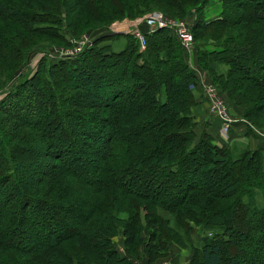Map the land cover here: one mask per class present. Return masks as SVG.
<instances>
[{
    "label": "trees",
    "instance_id": "obj_1",
    "mask_svg": "<svg viewBox=\"0 0 264 264\" xmlns=\"http://www.w3.org/2000/svg\"><path fill=\"white\" fill-rule=\"evenodd\" d=\"M208 1L0 0V264H156L173 243L191 251L189 264H264V148L235 156L197 134L199 81L173 32L146 35L143 49L108 32L159 6L191 20L198 67L242 108L246 135L264 134V62L252 72L241 54L246 40L264 49V0H220L207 20ZM84 34L93 42L82 54L41 58L4 83L35 56L39 37L65 47ZM37 157L41 169L24 174Z\"/></svg>",
    "mask_w": 264,
    "mask_h": 264
},
{
    "label": "built area",
    "instance_id": "obj_2",
    "mask_svg": "<svg viewBox=\"0 0 264 264\" xmlns=\"http://www.w3.org/2000/svg\"><path fill=\"white\" fill-rule=\"evenodd\" d=\"M144 28V30L142 29ZM165 29L173 32L186 54L190 53L194 39L191 33V20L171 18L163 15L161 12H152L143 17L140 22L116 21L113 22L108 30L110 34L129 35L135 39L139 49H143L146 45V35L152 34L157 30ZM93 38L88 35H82L78 39H69V45L56 48L51 52H43L36 55L34 65L43 57H51V60L70 59L82 54L92 45ZM204 98L207 102L209 113L220 121V135L224 141L230 139L231 127L238 120L232 118L221 94L212 83L203 85ZM119 251V250H118ZM121 251V249H120ZM158 264H171L168 260H163Z\"/></svg>",
    "mask_w": 264,
    "mask_h": 264
},
{
    "label": "rangeland",
    "instance_id": "obj_3",
    "mask_svg": "<svg viewBox=\"0 0 264 264\" xmlns=\"http://www.w3.org/2000/svg\"><path fill=\"white\" fill-rule=\"evenodd\" d=\"M230 6L231 7H234L235 6V2L234 3H231L230 4ZM166 8V7H165ZM164 8V6H159V8H156L157 10H166ZM157 10H155V12H158ZM221 12V1L220 0H209L208 1V6L206 7V9L204 10V17L208 20V19H213V18H215V17H217V13L219 14ZM257 12V10L256 9H253L252 7L251 8H247V9H245V11H244V15H243V17H246V19H249V18H251V17H254V14ZM143 19V17L141 18V19H139V20H136V22H140L141 20ZM192 20H194L193 18H192ZM123 21H126L127 23H129V22H133V21H135V20H128V19H123ZM112 24V23H111ZM111 24L109 25V26H111ZM110 28V27H109ZM84 35H86V34H84ZM124 36H126L125 34H123ZM39 40H43V42L40 44V45H38V47H37V52H36V54H35V56L33 55V57L31 58V60H29V61H27L25 64H23L20 68H19V70L18 71H16L15 72V74H14V76L13 77H11L10 78V80H7V82L5 81L4 83H6V85L8 86V85H10L11 83H13V82H15L21 75H26V74H28V73H30V72H32V71H35V69H36V66H37V64H38V61L40 60H38L37 61V63L34 65L33 63L35 62L34 61V59L36 58V55H38V54H41L42 52L44 53V54H46V52H51V51H53L54 49H56V48H60V46L59 45H51V44H47V43H52V40L51 39H47V37H39ZM125 41V39L124 38H116V40L115 41H112V48L114 49V50H116V51H118L117 49H118V46H117V44H116V42H119V44H122V42H124ZM198 40L196 39L195 40V42H194V44H193V48H192V50H191V52L190 53H188V54H191V53H197V46H198ZM212 43H209L208 45H206L205 47H206V49L207 50H209V48H212V45H211ZM244 48H245V50L241 53V54H247V56H249V62L251 63V69H252V72L254 71H256V66H255V64L257 63V62H264V49L263 50H259L258 52H253L252 50H250V47H249V44H248V40H246V41H244ZM205 47H204V49H205ZM43 58H47V59H49V60H51L50 58L51 57H43ZM42 58V59H43ZM41 59V60H42ZM93 60L91 61V63H90V65H89V63H87V66L89 67V66H91V70H92V72H94V66H93ZM255 66V67H254ZM216 67H217V65H216ZM216 67H214L213 69H215L216 70ZM219 68H221V67H219ZM251 69H250V71H251ZM90 70V71H91ZM217 71V70H216ZM217 72H219V71H217ZM221 72V71H220ZM86 76V75H85ZM207 76H209L208 75V73H207ZM87 77V76H86ZM23 80H25V79H22V81ZM90 81H91V77H87L85 80H83V81H81V85L82 84H84L85 85V87L88 89V86H89V84H90ZM3 83V84H4ZM0 92H1V90H0ZM221 94V97L223 98V100H224V103H225V105H226V108H227V110H228V113H229V115L232 117V118H234V119H236V120H238V121H242V123H244L245 124V126H246V129H247V125H248V123L245 121V120H243V118H242V113H243V110H242V108H240V107H238V106H236L234 103H232V102H229L228 100H227V98L225 97V95L224 94H222V93H220ZM258 101H264V96L261 98V100L259 99ZM233 107L235 110H241V113L240 114H238V115H232L231 113H230V111H229V107ZM207 110H208V113H209V109H208V107H207ZM260 113L261 114H258L259 116H258V120H259V122H261V123H263V121H264V106L262 107V109H261V111H260ZM210 114V113H209ZM211 115V114H210ZM211 116H213V115H211ZM252 130H253V132L256 134H250V135H247V136H253L254 138H258V139H256L259 143H260V141L262 140V139H264V134L262 133V132H260V131H258L257 129H255V128H253L252 127ZM199 136H200V134L199 133H197ZM68 139H71L72 140V138H70V137H68ZM75 139V138H74ZM75 145H76V143H75ZM228 145H229V143H228ZM231 148H233L232 149V154H234L235 156H237L238 154H239V152L241 151V150H243V149H249V148H242V147H240V146H231ZM38 160H40V158H38L37 157V161H34V162H32V163H25V167L23 168V172H24V174H30L31 172H35V171H37V170H40L41 169V165H40V161H38ZM79 163L81 164V163H86V167H90V165H91V161L89 160V158L87 159V158H82V160L81 161H79ZM88 171V169L87 170H85V173H88L87 172ZM138 183H135V186L137 185ZM148 193H152L151 191H148ZM258 203L260 204L261 203V201H260V199L258 198ZM31 209V208H30ZM34 210H38V208H36V209H34ZM164 217H167V215L166 214H163L162 212H160ZM203 231H202V229H201V227H195V229H194V233L192 234L193 236H192V240H193V247H200L201 246V242H200V239H201V237L203 236ZM204 235H207V234H204ZM208 236V235H207ZM113 241H114V243L116 244V245H120V247H121V250L123 251V243H122V241H123V236H122V233H121V231L117 234V236H115L114 238H113ZM173 245V257H170L169 255H168V257L167 258H165V259H163V258H161L160 260H158L157 262H156V264H158V263H160L161 262V260L163 261V260H168V261H170L171 262V264H189V261H190V257H191V251H189V249H183V248H181V247H179V245L178 244H175V243H173L172 244ZM121 251V252H122ZM223 261H226V256H225V254L223 255Z\"/></svg>",
    "mask_w": 264,
    "mask_h": 264
},
{
    "label": "crops",
    "instance_id": "obj_4",
    "mask_svg": "<svg viewBox=\"0 0 264 264\" xmlns=\"http://www.w3.org/2000/svg\"><path fill=\"white\" fill-rule=\"evenodd\" d=\"M219 14L217 13V16ZM118 49L120 50L124 47L125 41L122 44L116 42ZM186 62L189 67L197 73L198 77V85L195 89V94L197 95L196 104L192 107V114L195 117L196 122L198 123L197 133H201L202 131H206L213 139L215 145L218 146H240L242 148L256 149V148H264V139L260 141V143L256 140L258 138H254L253 136L246 135V126L242 121H238L231 127L230 139L228 142H225L224 139L220 135V121L218 118L211 116L207 110V102L204 98L203 85L205 83H210V78L207 76V72L201 70L196 61L195 53L186 54ZM213 67H216V64L212 63ZM217 71H223V68L216 67ZM229 111L232 115H238L241 113V110H235L233 107H229ZM229 143V145H228ZM120 251V245L116 246ZM122 251V250H121ZM169 256L173 257V245L169 248Z\"/></svg>",
    "mask_w": 264,
    "mask_h": 264
}]
</instances>
